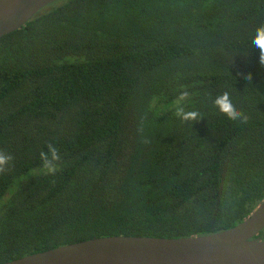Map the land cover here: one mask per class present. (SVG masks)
<instances>
[{
	"label": "trees",
	"instance_id": "trees-1",
	"mask_svg": "<svg viewBox=\"0 0 264 264\" xmlns=\"http://www.w3.org/2000/svg\"><path fill=\"white\" fill-rule=\"evenodd\" d=\"M262 26L264 0H59L0 39V149L15 157L0 174V264L247 219L264 201ZM223 93L239 118L214 103Z\"/></svg>",
	"mask_w": 264,
	"mask_h": 264
},
{
	"label": "water",
	"instance_id": "water-1",
	"mask_svg": "<svg viewBox=\"0 0 264 264\" xmlns=\"http://www.w3.org/2000/svg\"><path fill=\"white\" fill-rule=\"evenodd\" d=\"M59 0H0V39ZM264 201L240 225L179 239L107 237L59 247L6 264H264Z\"/></svg>",
	"mask_w": 264,
	"mask_h": 264
},
{
	"label": "clouds",
	"instance_id": "clouds-1",
	"mask_svg": "<svg viewBox=\"0 0 264 264\" xmlns=\"http://www.w3.org/2000/svg\"><path fill=\"white\" fill-rule=\"evenodd\" d=\"M253 43L260 50V62L264 64V26L257 29V35L254 38ZM251 78L252 76L249 74L247 79ZM186 96L187 93L182 95L179 99L182 101ZM214 103L220 111L226 114L230 119H237L242 115L234 106L228 93H223L217 97ZM176 115L183 120H196L199 113L195 111H185L183 107L178 106ZM46 147L47 151L42 150L40 152L42 170L45 175H54L60 169V164L58 163L61 160L60 151L52 142H48ZM14 159L15 157L11 153L0 149V174L5 173L9 169L10 165L13 164Z\"/></svg>",
	"mask_w": 264,
	"mask_h": 264
}]
</instances>
